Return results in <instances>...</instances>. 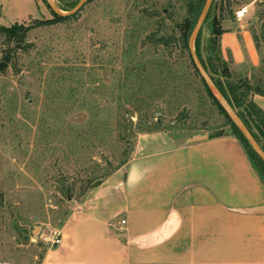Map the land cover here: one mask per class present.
<instances>
[{
    "label": "rangeland",
    "instance_id": "1",
    "mask_svg": "<svg viewBox=\"0 0 264 264\" xmlns=\"http://www.w3.org/2000/svg\"><path fill=\"white\" fill-rule=\"evenodd\" d=\"M79 1L50 0L70 10ZM188 1L92 0L75 18L30 29L22 49L0 35V264H40V236L139 144L229 132L181 40ZM244 6L262 79L264 0H218L198 33L201 56L212 18L221 25ZM53 19L44 0H0V27Z\"/></svg>",
    "mask_w": 264,
    "mask_h": 264
},
{
    "label": "crops",
    "instance_id": "2",
    "mask_svg": "<svg viewBox=\"0 0 264 264\" xmlns=\"http://www.w3.org/2000/svg\"><path fill=\"white\" fill-rule=\"evenodd\" d=\"M220 27L223 59L257 80L248 25ZM252 101L264 113V96ZM261 207L264 185L234 137L149 139L74 203L40 264H264V215L245 213Z\"/></svg>",
    "mask_w": 264,
    "mask_h": 264
},
{
    "label": "trees",
    "instance_id": "3",
    "mask_svg": "<svg viewBox=\"0 0 264 264\" xmlns=\"http://www.w3.org/2000/svg\"><path fill=\"white\" fill-rule=\"evenodd\" d=\"M90 1L92 0H88L87 3H89ZM205 1L206 0H189L187 2L186 7L189 19H187L183 24L179 26L181 32V40L187 52H189V48L187 46L189 35L193 26L195 25L197 17ZM217 1L218 0H213L206 18L209 17L210 13H212L213 9L216 7ZM227 5L229 6V4ZM57 8L63 12L70 11V8H64L59 5L57 6ZM228 12L231 11L228 10ZM75 15L58 16L52 12V16L54 17V19L51 21L37 22L35 24V27L33 26L32 28H23L19 25H12L9 28L0 27V35L4 37V40L7 42V44H13L15 48L22 49V43L24 42L26 34L27 32H29L30 29L61 24L72 18H75ZM222 33L223 31L220 27L219 21L216 18H212L210 35L207 40L206 47L204 49L205 59H203L201 56L198 35L194 42L195 54L197 55L201 65L203 66L210 79L213 81L219 93L223 96V98L227 101L231 109L234 111L235 116L240 120V122L244 125V127L252 135L256 143L260 146L261 150L264 152V113L259 108H257V106L252 101V97L254 95L264 96V77L262 79L258 78L255 81L248 80L246 77L241 76H238L237 78L233 77L235 74L233 75L230 71V61H225L220 51L219 39ZM3 60L9 62V55H5L3 57ZM192 67L194 73L199 76L193 63ZM201 83L211 103L217 108L219 113L225 117L226 123L229 126L228 133L224 134L219 132L215 135L209 136L208 139H214L223 136L234 137L239 142L253 170L264 185V164L256 155V153L251 149V147L248 145V143L237 130V128L229 120L217 100L214 98V96L202 80ZM126 164L127 162H124L121 164L120 167H125ZM112 172L113 170L109 172H104V174H101L99 176L93 175V177L89 179V186L94 182L103 181L104 179L108 178Z\"/></svg>",
    "mask_w": 264,
    "mask_h": 264
},
{
    "label": "water",
    "instance_id": "4",
    "mask_svg": "<svg viewBox=\"0 0 264 264\" xmlns=\"http://www.w3.org/2000/svg\"><path fill=\"white\" fill-rule=\"evenodd\" d=\"M46 4L49 6L51 11L58 16H72L77 14L87 3L88 0H80L79 3L70 11L62 13L57 6H54L51 4L50 0H44ZM213 0H206L198 17L195 22V25L193 26L191 33L188 38V48L190 53L191 61L197 70L200 79L204 82L206 87L210 90L214 98L217 100L229 120L233 123V125L237 128V130L240 132V134L243 136V138L246 140L248 145L251 147V149L256 153V155L259 157V159L264 164V152L261 150L260 146L256 143L252 135L248 132V130L244 127V125L240 122V120L235 116V114L232 112L231 107L227 103V101L223 98V96L219 93L217 88L215 87L213 81L210 79L206 71L204 70L203 66L201 65L197 55L194 51V42L196 40V37L201 29V26L207 17V14L210 10V7L212 5ZM5 64L0 63V70L4 69ZM201 139H205L201 138ZM100 185V182H95L94 187H98ZM248 215H264V207L256 208L252 210L245 211Z\"/></svg>",
    "mask_w": 264,
    "mask_h": 264
},
{
    "label": "built area",
    "instance_id": "5",
    "mask_svg": "<svg viewBox=\"0 0 264 264\" xmlns=\"http://www.w3.org/2000/svg\"><path fill=\"white\" fill-rule=\"evenodd\" d=\"M247 14H248V8L245 6L241 7L236 12H234V20L240 22L247 16ZM124 223H125L124 221H121V224ZM40 240L48 248H53L58 246L61 243L59 228L51 230V232L47 235H41Z\"/></svg>",
    "mask_w": 264,
    "mask_h": 264
}]
</instances>
